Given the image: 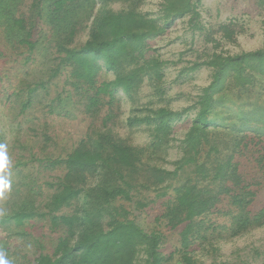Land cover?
I'll return each mask as SVG.
<instances>
[{"label": "trees", "instance_id": "1", "mask_svg": "<svg viewBox=\"0 0 264 264\" xmlns=\"http://www.w3.org/2000/svg\"><path fill=\"white\" fill-rule=\"evenodd\" d=\"M145 1L87 0L88 16L71 19L77 0H31L26 11L0 21V58L17 51L24 64L35 58L37 23L57 26L47 41V76L21 78L3 95L11 119L27 125L0 169L10 183L0 190V251L11 264H169L175 255L180 264H226L207 263L202 251L264 225L257 201L264 192V39L261 47L231 53L224 45L245 32L239 20L203 23L202 0H159L154 11L142 10ZM253 3L264 38V0ZM176 21L204 44L178 67L176 80L209 72L181 107H173L165 77L183 60L162 58L149 42ZM144 86L149 99L142 102ZM68 104L90 119L77 139L50 123L72 114ZM122 122L146 140L121 135ZM180 122L188 127L177 138ZM147 208L155 209L154 221L179 229L169 254L161 250L162 232L135 221L133 211ZM38 222L59 233L52 249L37 234Z\"/></svg>", "mask_w": 264, "mask_h": 264}, {"label": "rangeland", "instance_id": "2", "mask_svg": "<svg viewBox=\"0 0 264 264\" xmlns=\"http://www.w3.org/2000/svg\"><path fill=\"white\" fill-rule=\"evenodd\" d=\"M86 1L77 0V6H72L73 12L69 16L71 19L88 16L90 10L87 8ZM30 2L31 0H2L0 3V21L3 22L11 13L26 11ZM158 2L159 0H146L142 6V10L154 11L157 9ZM201 19L206 24L218 23L227 19H237L244 24L245 32L238 37L237 43L235 45H224V49L231 53L251 50L263 45V17L258 14L253 0H202ZM68 21V19L63 20L61 24L65 25ZM4 27L2 26V30L7 33ZM56 27H53V25L45 20L37 23L34 37L39 41V44L34 54V61L24 64L22 62L24 55L18 56L17 51L9 52L6 58H0V74L6 73L7 75V77H3V80L0 81V129L6 148L12 142L11 140L15 135L21 138L24 136L27 125H24L20 118L16 119V121L11 119V114L8 113V103L3 95L4 93L5 95L9 94L6 92L7 87L12 89L10 86L16 85L21 78L38 80L47 76L49 64L47 41L53 34L52 29H56ZM86 34L87 30L85 29L77 38V42L82 43L86 38ZM149 42L153 47L157 48V52L160 53L162 58L173 59L175 61L181 58L183 60L182 63H178L176 66H169L166 70L165 87L168 89V95L172 98L171 103L173 107H181L187 104L188 99L197 93L198 88L209 81V72L206 69H200L192 73L186 82L181 83V80H176L178 67L184 64L185 59H193L195 57L193 50H201L204 47L201 37L192 36L191 31L187 29L185 21H176L164 35L156 37ZM1 47H3V43H0ZM180 52H184L182 57L179 54ZM139 98L142 102L149 99L148 87L144 86L142 88ZM65 107L66 110L70 109L72 114L67 116L60 113L57 117H51V126L58 134L70 139H77L86 130L90 119H86L85 116L78 114L69 104ZM128 110L129 103H125L123 105V115L120 117L122 121L127 115ZM18 123L21 124L18 125ZM122 124L123 122L116 125V129L121 135L128 137L134 143H143L146 140L144 133H130ZM187 127L188 123H178L175 132L176 137H182ZM170 153L169 158L172 160L175 158L174 150H171ZM257 201L264 204V192L259 194ZM154 215L155 209L152 208L133 211L135 221L145 230L155 228L163 233L164 241L161 244V250L165 254H169L179 245V229L170 230L166 228L163 223L160 224L154 221ZM40 224L38 222L39 226ZM36 228L37 234L44 233L43 241L48 248L52 249L59 233L50 232L43 225ZM214 246L217 248L216 251L209 250L206 252L207 249H210L209 247L202 251L201 256L207 263L214 260L216 263L223 262L226 264H264V225L251 229L247 233L235 238L216 240ZM169 264H180L177 260V255L171 259Z\"/></svg>", "mask_w": 264, "mask_h": 264}, {"label": "clouds", "instance_id": "3", "mask_svg": "<svg viewBox=\"0 0 264 264\" xmlns=\"http://www.w3.org/2000/svg\"><path fill=\"white\" fill-rule=\"evenodd\" d=\"M6 145L0 144V169H3L7 163ZM10 186L7 176H0V190ZM0 264H11L4 252L0 251Z\"/></svg>", "mask_w": 264, "mask_h": 264}]
</instances>
